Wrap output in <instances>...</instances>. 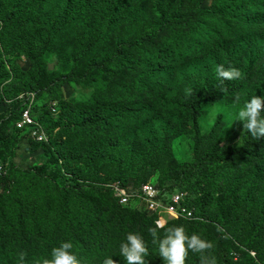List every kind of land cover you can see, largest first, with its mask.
Here are the masks:
<instances>
[{"label":"trees","instance_id":"1","mask_svg":"<svg viewBox=\"0 0 264 264\" xmlns=\"http://www.w3.org/2000/svg\"><path fill=\"white\" fill-rule=\"evenodd\" d=\"M208 1L0 0V90L14 89L16 97L22 91L40 90L48 80L56 84L64 79L92 90L89 99L61 106L59 121L69 127L60 130L63 138L28 145L26 151L47 152L35 158L45 179L64 176L72 191L91 192L107 203L99 193L103 191L116 205L112 212L98 208L79 218L70 211L71 191L65 188L59 222L48 232L30 224L28 211L17 200V219L0 217V264H19L21 251L27 264H36L50 258L51 249L62 241L73 243L83 264H103L109 256L126 264L119 245L129 232L143 235L149 264L159 261L148 232L156 219L150 218L147 228L142 223L146 214L120 206L110 191L97 181H83L78 171L83 164L111 167L124 175L136 162L164 154L176 140L189 137L199 107L226 106L236 120L252 96L264 97V0H212L205 9ZM140 26L143 30L136 34ZM3 51L9 56L21 52L30 62L29 70L23 71L14 60L8 66ZM54 56L58 70L51 73L48 61ZM219 64L238 68L242 77L221 85L215 74ZM39 107L43 110L33 108L32 116L50 135L58 126L46 104ZM24 108L20 103L0 124V136L15 127ZM234 125L243 136L242 148L226 155L197 149L194 161L179 165L177 179L212 166L217 175L219 168L224 193L201 199L198 214L213 204L217 215L233 213L239 218L257 209L247 250L259 255L254 244L264 241V137L256 140L240 121ZM114 180L128 183L120 176L106 181ZM158 231L162 236L164 230ZM218 241L224 256L225 245L220 237ZM247 260L252 261L250 254Z\"/></svg>","mask_w":264,"mask_h":264},{"label":"rangeland","instance_id":"2","mask_svg":"<svg viewBox=\"0 0 264 264\" xmlns=\"http://www.w3.org/2000/svg\"><path fill=\"white\" fill-rule=\"evenodd\" d=\"M211 5L212 0H209L204 8L209 9ZM251 10L255 12L253 7ZM142 30L141 26L137 27L135 33L141 34ZM3 54L8 66H10L9 62L14 60L23 71L29 70L30 62L21 52L14 56L6 55L4 51ZM48 68L51 73L57 72L58 60L55 56L49 59ZM29 93L35 94L33 108L42 111L43 107L39 106L50 101L55 106V112L49 111L54 118L53 123L58 128L50 135L47 133L49 140L43 143L49 144L52 140L57 142L63 138L58 135L60 130L64 131L69 128L66 121H59L63 114V110H60L61 106L77 104L89 99L92 90L76 81L67 79L60 80L56 84H51L48 80L45 87L40 90L22 91L16 97L14 89L6 91L3 88L0 90V124L8 120L14 110L19 109L20 102L25 105L30 103V99L27 98ZM234 122L235 116L226 106L209 104L201 106L196 118L191 121V135L176 140L168 152L136 162V165L130 167L124 175L117 174L116 170L111 167L105 169L87 168L82 164V169L78 171L79 176L83 181H97L96 183L99 184L111 177L120 176L127 178L126 181L133 186L152 183L165 190L178 187L181 190L184 189L190 195V208L199 220L189 223L183 220L182 222L171 220L168 226L183 225L189 235L195 232L203 238L213 241L215 247L212 249V254L216 256L217 264H264V241L254 244L259 255L256 251L248 252L247 250L251 242V224L258 219L257 209L246 210L239 218L233 213L217 215L213 204L202 215L198 214L197 204L201 199L207 196L219 197L224 193L225 187L219 178V168L217 175L214 173L216 168L212 166L200 171L196 170L188 178L177 179L179 165L194 161L197 149H200L202 153L214 151L226 155L233 149L242 148L244 139ZM38 123L44 129V126L40 122ZM67 134H69L68 130L64 133L65 138H67ZM38 143L40 142L33 140L30 130L18 129L16 125L8 131L7 135L0 136V165L6 170V174L0 176V198L2 199L0 217L2 219L15 221L18 217L17 200H21L29 213L30 224L37 230L49 232L59 222L61 205L66 194L65 188L71 191L68 194L70 211L79 218H82L90 210L99 212L98 208L104 211H113L116 205L103 191L99 193L106 196L107 203L99 200L91 192L72 191L68 186L69 179L64 176L57 179H45L42 167L37 165L35 158L45 155L47 152L42 148L34 153L26 151L28 145L36 147ZM62 159L68 161L64 156ZM52 166H56L54 158H52ZM76 175L78 176L77 173ZM132 209L146 214L147 218L142 223L147 228L150 227V218L152 217L144 209ZM207 224L211 228L207 227ZM218 237L221 238V244L225 245L224 256L220 255ZM248 254L252 257V261L247 260ZM156 264H165V262L159 256V261ZM186 264H199V254L189 252Z\"/></svg>","mask_w":264,"mask_h":264},{"label":"clouds","instance_id":"3","mask_svg":"<svg viewBox=\"0 0 264 264\" xmlns=\"http://www.w3.org/2000/svg\"><path fill=\"white\" fill-rule=\"evenodd\" d=\"M215 74L221 85L224 81L242 77L238 68H226L223 64L216 66ZM186 93L191 94V89L186 90ZM239 102L240 96L237 95L235 103ZM50 103L51 101L46 103V107ZM235 121L242 122L244 131L246 130L256 140L264 137V97L252 96L238 110ZM160 229L164 230L162 236L158 231ZM148 232L152 237V244L157 246L159 256L165 264H186L189 252L199 254V264H217V258L212 254L214 242L195 232L189 235L183 225L166 227L158 220L155 227H150ZM73 248L71 241H62L59 246L51 249L50 258L38 260L36 264H83ZM119 255L123 257L126 264H149L146 260L149 248L140 232L127 233L126 239L119 245ZM18 260L19 264H27L26 254L22 251L18 253ZM103 264H117V261L109 256L104 259Z\"/></svg>","mask_w":264,"mask_h":264},{"label":"built area","instance_id":"4","mask_svg":"<svg viewBox=\"0 0 264 264\" xmlns=\"http://www.w3.org/2000/svg\"><path fill=\"white\" fill-rule=\"evenodd\" d=\"M27 98L30 99V103L25 105V108L21 111L16 127L21 130H30V134L36 142H48L49 135L45 131V128L43 129L32 116L35 94L29 93L27 94ZM47 108L52 112L56 111L52 103ZM4 174H6V170L0 165V176ZM99 185L105 190L110 191L120 206L144 209L148 215L156 219V221L163 222L166 227L171 220H183L187 222L199 220L190 208V195L186 191L180 190L179 187L165 190L152 183L133 186L119 180L106 181Z\"/></svg>","mask_w":264,"mask_h":264}]
</instances>
